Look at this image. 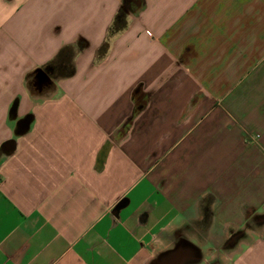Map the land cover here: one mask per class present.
I'll list each match as a JSON object with an SVG mask.
<instances>
[{
	"label": "crops",
	"instance_id": "0c3cea01",
	"mask_svg": "<svg viewBox=\"0 0 264 264\" xmlns=\"http://www.w3.org/2000/svg\"><path fill=\"white\" fill-rule=\"evenodd\" d=\"M205 216L264 264V0H0V264L206 261Z\"/></svg>",
	"mask_w": 264,
	"mask_h": 264
},
{
	"label": "rangeland",
	"instance_id": "374dc122",
	"mask_svg": "<svg viewBox=\"0 0 264 264\" xmlns=\"http://www.w3.org/2000/svg\"><path fill=\"white\" fill-rule=\"evenodd\" d=\"M210 219L208 216H205L204 218V222L201 221L199 224H197L192 231H196V232H200L203 235L205 234V236L208 235V237H210V243L208 245L209 249V253L211 255H209L208 257H205L204 259H206V261H204L202 259V261L199 259V261H196L193 264H223L225 262L226 259V254H228V252L233 249L236 245V240H233L232 242V246L230 241L227 242V239L229 238V233L225 232L222 233L216 228L214 227L211 223H209ZM207 232V234H206ZM213 233H215L214 237H213ZM227 242V244H226ZM205 243L202 242L201 240H199L198 247H201V245ZM230 243V244H229ZM202 249V248H201ZM202 257L206 254L205 251H201Z\"/></svg>",
	"mask_w": 264,
	"mask_h": 264
},
{
	"label": "water",
	"instance_id": "95a60500",
	"mask_svg": "<svg viewBox=\"0 0 264 264\" xmlns=\"http://www.w3.org/2000/svg\"><path fill=\"white\" fill-rule=\"evenodd\" d=\"M41 76L42 73L40 72ZM194 258V251L191 247L185 244H180L168 255L163 257L158 264H187Z\"/></svg>",
	"mask_w": 264,
	"mask_h": 264
},
{
	"label": "trees",
	"instance_id": "16d2710c",
	"mask_svg": "<svg viewBox=\"0 0 264 264\" xmlns=\"http://www.w3.org/2000/svg\"><path fill=\"white\" fill-rule=\"evenodd\" d=\"M123 13L122 12H118V14L115 16V19L113 21V25H112V30H117L122 28L123 26V18H122ZM59 63L65 62L67 59V54L64 50H62L59 54ZM58 66V64H57Z\"/></svg>",
	"mask_w": 264,
	"mask_h": 264
}]
</instances>
